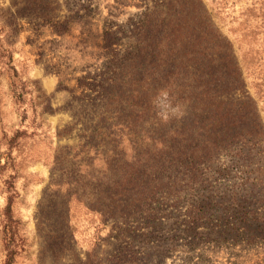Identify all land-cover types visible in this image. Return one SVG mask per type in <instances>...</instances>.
<instances>
[{"label":"rangeland","instance_id":"rangeland-1","mask_svg":"<svg viewBox=\"0 0 264 264\" xmlns=\"http://www.w3.org/2000/svg\"><path fill=\"white\" fill-rule=\"evenodd\" d=\"M58 1L60 21L69 19L60 36L51 27L17 16L13 12L19 9L11 11L9 0H0V264H118V259L125 264H264V239L257 224L246 234L239 228L231 230L226 222L240 227L239 218L226 221L214 210L193 230L188 215L191 206L206 198H214L211 204L223 208L233 193L244 197L248 192L247 203L264 217L263 176L261 183H244L231 172L229 177L193 183L176 208L170 197L156 219L146 213L127 219L101 218L97 211L125 182L138 177L145 183L143 170L154 175L153 155L158 148L143 140L142 133L143 145L138 149L133 147L139 143L136 137L130 138L131 143L124 136L118 146L111 137L95 135L96 122L88 108L93 96L77 89V79L105 60L107 26L122 24L143 11L144 1ZM202 2L241 62L243 55L229 31L241 29V12L250 0H240L220 15L210 0ZM249 25L255 26L253 21ZM255 31L258 34L244 41L242 52L255 65L261 60L260 66L250 76L244 71L243 75L264 127V25ZM150 108L148 121L159 129L179 125L187 119L189 107L175 95L161 92ZM257 150L261 152L253 160L254 167L264 168V145ZM135 161L144 164L136 167L144 168L132 170ZM8 203L18 221L12 243L4 230ZM66 216L69 234L61 227ZM125 219L128 222L122 225L132 232L126 236L133 238L110 237L116 234L115 221L120 225ZM123 246L124 260L119 258Z\"/></svg>","mask_w":264,"mask_h":264},{"label":"trees","instance_id":"trees-1","mask_svg":"<svg viewBox=\"0 0 264 264\" xmlns=\"http://www.w3.org/2000/svg\"><path fill=\"white\" fill-rule=\"evenodd\" d=\"M143 1V11L122 24L107 26L103 32L105 60L99 68L77 79V89L88 90V96H93L88 108L96 122L95 135L111 137L118 146L124 136L131 143L130 138L136 137L139 143H133V147L138 149L143 145L139 137L142 133L146 136L143 140L158 148L153 155L157 168H150L154 175L143 170L145 183L138 177L125 182L112 197L106 198L108 204L104 209L97 211L101 218L127 219L146 213L156 219L170 197L176 208L193 183L229 177L231 172L232 177L244 183H261L264 177V168H255L253 163L261 152L257 148L264 145V127L256 102L245 90L243 75V71L249 76L256 72L261 60L255 65L253 58L247 61V54L242 52L244 41L253 33L257 35L255 30L264 25V0H250L241 12V29L229 31L243 55L241 62L232 43L215 27L202 0ZM238 2L210 0L218 15L228 12L227 8ZM9 9H19L13 13L34 21L39 27H51L58 36L66 32L69 19L60 21L58 0H9ZM13 13H10L12 17ZM251 21L254 27L248 26ZM261 81L264 82V76ZM161 92L175 95L188 105L187 119L184 117L179 125L157 129L149 123L150 107ZM145 124L149 127L145 128ZM138 165L144 166L135 161L132 170L144 168ZM151 176H154L152 186L147 183ZM233 195L229 197V205L223 208L211 204L214 198L191 206L190 229L196 230L215 210L226 221L239 218L240 227L226 222L231 230L239 228L246 234L257 224L259 236L264 239V217L246 200L251 193H244V197ZM154 201L156 207L151 206ZM4 217V230L9 232L12 243L13 227L18 221L11 215L10 203ZM126 219L120 225L115 221L112 230L116 234L110 237L132 235L129 226L122 225L128 222ZM42 224L39 220L38 226ZM157 225L162 227L161 223ZM68 226L66 216L61 227L69 234ZM70 237L73 240L71 233ZM125 252L124 246L119 249L122 260L126 258ZM8 256H12V251H8ZM117 263L125 264L120 259Z\"/></svg>","mask_w":264,"mask_h":264}]
</instances>
